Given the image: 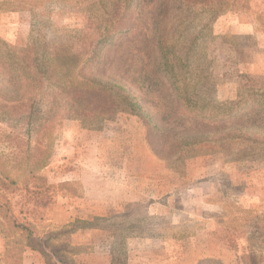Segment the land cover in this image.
I'll return each instance as SVG.
<instances>
[{"label":"rangeland","instance_id":"obj_1","mask_svg":"<svg viewBox=\"0 0 264 264\" xmlns=\"http://www.w3.org/2000/svg\"><path fill=\"white\" fill-rule=\"evenodd\" d=\"M1 2L0 264H264V0Z\"/></svg>","mask_w":264,"mask_h":264},{"label":"crops","instance_id":"obj_2","mask_svg":"<svg viewBox=\"0 0 264 264\" xmlns=\"http://www.w3.org/2000/svg\"><path fill=\"white\" fill-rule=\"evenodd\" d=\"M256 27H257L256 25L255 26L254 25L253 26L252 25L244 26L245 30H251L252 28L254 29ZM256 29H254V31H256ZM126 177H127V179H126ZM128 179H129L128 176H125L124 181L120 180L119 178L116 181H112L110 186L111 187L114 186L115 192L110 191L109 193H99L100 196H98V193H95L96 197L98 196V198L96 200L98 201V199H100V201H98V208H99L100 212L103 213L106 211V209L108 207L113 206L114 202H116V201H114V195L115 194L118 195L116 200L124 201L125 203L132 202L134 200L133 197L135 196V193L133 191V184ZM82 181L85 183V187H86L87 181H84L83 179H82ZM100 183H98V186ZM107 186H109V184H107ZM89 187H91V186H88V188ZM101 187H102V183L100 184V187H99L100 190H102ZM88 188L86 187V189H88ZM96 191H98V190H96ZM149 194L150 193H148V195ZM96 214H99V213H96ZM4 251H5V239L3 237V234H0V260L2 259V255H3Z\"/></svg>","mask_w":264,"mask_h":264},{"label":"trees","instance_id":"obj_3","mask_svg":"<svg viewBox=\"0 0 264 264\" xmlns=\"http://www.w3.org/2000/svg\"><path fill=\"white\" fill-rule=\"evenodd\" d=\"M5 4L4 3H0V10H1V7L2 6H4ZM181 93H183V92H181ZM125 99H124V103L125 104H127V106H130V104H132L131 106H134L133 105V103H130V101H129V98H127V97H124ZM133 113H134V110L132 111ZM0 218H1V215H0ZM2 220V219H1ZM14 226H16L17 228H19L22 232H24L25 234H27V236L28 237H31V238H33V240H35V243L36 244H38V243H40L41 245H42V247L44 248V247H46V248H48V247H50V246H48L47 245V243H46V241H44L42 238H39V236H37L35 233H34V231H33V229H32V224L31 223H29V222H27V223H25V224H18V223H15V221H14ZM55 248H57L58 250H50V252H51V254L53 255V256H57L58 254H61V253H65V251H66V249L62 246V245H59L58 247H55ZM38 250V249H37ZM7 251H8V246H7V244H6V253H7ZM39 252H41L43 255H45V256H47L48 257V255H49V252L47 251H40L39 250ZM6 258H7V255H6ZM66 258H64V257H59L58 259H57V262L59 263V264H66ZM69 261V260H68ZM4 263H5V261H4ZM19 264H21V262L19 263ZM73 264V263H72Z\"/></svg>","mask_w":264,"mask_h":264}]
</instances>
